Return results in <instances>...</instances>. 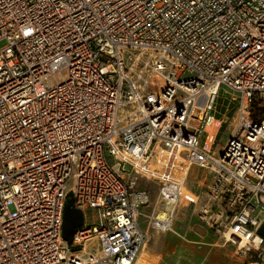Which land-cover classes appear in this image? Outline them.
<instances>
[{"label": "built area", "instance_id": "1", "mask_svg": "<svg viewBox=\"0 0 264 264\" xmlns=\"http://www.w3.org/2000/svg\"><path fill=\"white\" fill-rule=\"evenodd\" d=\"M192 166L200 218L264 264V0H0V264H133Z\"/></svg>", "mask_w": 264, "mask_h": 264}, {"label": "rangeland", "instance_id": "2", "mask_svg": "<svg viewBox=\"0 0 264 264\" xmlns=\"http://www.w3.org/2000/svg\"><path fill=\"white\" fill-rule=\"evenodd\" d=\"M228 89L222 86L218 92V102L225 104L230 99ZM236 105L238 100L233 101ZM220 112V111H219ZM215 114V112H213ZM230 117V116H228ZM230 133L228 124H224L218 133L215 150L219 151L225 144ZM206 171L200 167L192 166L189 169L186 187L175 205L158 203L156 210L160 221H167V227L158 230L150 229L144 247L139 251L135 264H242L244 259L237 255L236 245L225 242L224 239L211 234L209 227L199 216V202L195 195L204 193L201 185ZM208 178V177H207ZM208 179H205L207 182ZM141 187L149 189L150 199L144 210L150 213L157 200V186L153 181L141 180ZM190 195H192L190 197ZM172 211V220L166 219L164 208ZM162 208V209H161ZM163 223V222H162ZM146 226V220L143 223ZM163 226V225H162ZM166 226V225H165ZM169 237L180 245L169 244ZM72 249L78 246L71 245ZM182 250V251H181ZM133 263V264H134Z\"/></svg>", "mask_w": 264, "mask_h": 264}, {"label": "water", "instance_id": "3", "mask_svg": "<svg viewBox=\"0 0 264 264\" xmlns=\"http://www.w3.org/2000/svg\"><path fill=\"white\" fill-rule=\"evenodd\" d=\"M73 199L71 193H68V197L65 201L62 216V237L67 242L72 241L74 229L83 223V214L81 210L72 206Z\"/></svg>", "mask_w": 264, "mask_h": 264}, {"label": "crops", "instance_id": "4", "mask_svg": "<svg viewBox=\"0 0 264 264\" xmlns=\"http://www.w3.org/2000/svg\"><path fill=\"white\" fill-rule=\"evenodd\" d=\"M221 105H223L222 104V102H219ZM220 111V112H219ZM223 113H224V108L222 107V106H220L219 107V109H218V113H216L215 115H214V119H217V120H220L222 117H223ZM222 129V128H221ZM220 129V130H221ZM220 130H219V132H220ZM218 132V133H219ZM218 136V135H217ZM180 202V201H179ZM143 207H145V206H143ZM141 208V213H140V216H139V219H138V221H139V225H140V227L142 228V229H144L146 226L143 224L144 223V220H146L145 219V215L146 214H148V213H146V211L144 210V208ZM162 209V208H161ZM210 232H211V234L212 235H214V236H217L212 230H210ZM169 244H175V245H180V244H178L177 243V241H175L174 239H172V238H170L169 237Z\"/></svg>", "mask_w": 264, "mask_h": 264}, {"label": "bare ground", "instance_id": "5", "mask_svg": "<svg viewBox=\"0 0 264 264\" xmlns=\"http://www.w3.org/2000/svg\"><path fill=\"white\" fill-rule=\"evenodd\" d=\"M218 124H219V120H217V119H212L211 121H209L207 124H206V126H205V130L208 132V135H207V137H206V143H207V145L209 146L210 144H211V141H212V139H213V136H214V134H215V132H216V130H217V127H218ZM168 205H165V207H167ZM144 247V246H143ZM182 251V250H181ZM144 253H146V249H145V247H144V249H143V253L142 254H144ZM138 257L139 256H137V259H138ZM137 259H136V261H137ZM136 261H135V263H136ZM134 263V264H135ZM173 264V263H172Z\"/></svg>", "mask_w": 264, "mask_h": 264}]
</instances>
